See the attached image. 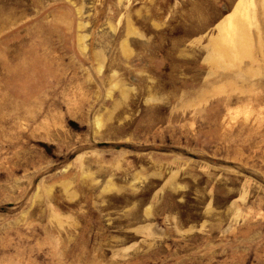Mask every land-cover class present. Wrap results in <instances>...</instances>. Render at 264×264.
<instances>
[{
	"label": "rangeland",
	"instance_id": "rangeland-1",
	"mask_svg": "<svg viewBox=\"0 0 264 264\" xmlns=\"http://www.w3.org/2000/svg\"><path fill=\"white\" fill-rule=\"evenodd\" d=\"M0 264H264V0H0Z\"/></svg>",
	"mask_w": 264,
	"mask_h": 264
}]
</instances>
